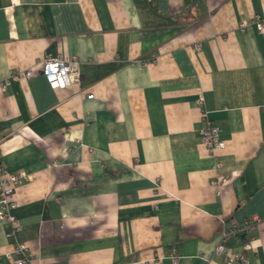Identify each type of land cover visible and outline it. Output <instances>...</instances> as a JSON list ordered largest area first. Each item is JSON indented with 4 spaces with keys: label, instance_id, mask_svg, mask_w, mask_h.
<instances>
[{
    "label": "crops",
    "instance_id": "obj_1",
    "mask_svg": "<svg viewBox=\"0 0 264 264\" xmlns=\"http://www.w3.org/2000/svg\"><path fill=\"white\" fill-rule=\"evenodd\" d=\"M257 20L264 0H0V154L32 178L0 264L20 243L33 264H228L220 246L264 264ZM59 54L79 59L65 90L41 70Z\"/></svg>",
    "mask_w": 264,
    "mask_h": 264
},
{
    "label": "built area",
    "instance_id": "obj_2",
    "mask_svg": "<svg viewBox=\"0 0 264 264\" xmlns=\"http://www.w3.org/2000/svg\"><path fill=\"white\" fill-rule=\"evenodd\" d=\"M257 28L260 32H264V23L262 20L256 21ZM242 27L246 26V22L242 24ZM42 74L50 86L55 89L65 90L74 83H77L80 79V68L78 57L58 56L46 57L42 65ZM32 75L31 70L19 71L18 74L14 75L15 79H28ZM94 95L88 96V99H93ZM204 99L200 97L198 104L203 105ZM204 125L200 130L202 134V144L206 147L210 155H214L217 158V165L220 166L219 158L217 153L224 150L225 144L220 140L219 128L208 119L207 113L204 117ZM1 142V139H0ZM1 146V144H0ZM31 175L26 172H9L5 168L2 156L0 154V220L3 219L12 225L16 226V215L13 211L18 208L19 204L14 198L15 190L18 186L23 184L25 180H31ZM219 190H220V186ZM256 219L245 221L243 229L248 230L252 228ZM18 230V227H17ZM246 246L250 247V243L246 242ZM15 252L20 257L14 261L15 264H33L34 255L26 244H18L15 247ZM219 252L225 253L226 261L231 264L234 261H239L242 264H247V259L244 255H237L227 252L224 246L218 248ZM13 254V253H12ZM11 253H6V257L11 259ZM174 264H178V258L173 259Z\"/></svg>",
    "mask_w": 264,
    "mask_h": 264
}]
</instances>
